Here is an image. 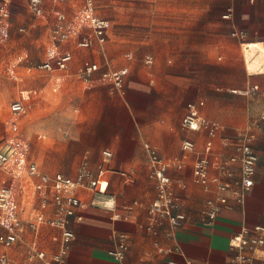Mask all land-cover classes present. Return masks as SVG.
<instances>
[{
    "label": "crops",
    "instance_id": "crops-1",
    "mask_svg": "<svg viewBox=\"0 0 264 264\" xmlns=\"http://www.w3.org/2000/svg\"><path fill=\"white\" fill-rule=\"evenodd\" d=\"M10 1L14 3V0ZM27 1L25 7L29 11ZM65 1L55 0L57 4ZM82 3L83 0L80 7ZM44 4L45 0L42 2L44 15L38 18H46L48 14ZM198 7L208 8V5L184 0L183 4L172 8L173 20L169 24L173 33L168 38L167 52L171 53V58L167 60L173 65L170 68L163 60L164 50L159 46L152 54L144 56L143 65L134 64L130 68L113 69L104 47L96 42L89 48L76 45L87 51V58L79 61L78 55L67 46L72 40L76 44V37L59 44L61 50L72 53V60L66 69L47 71L37 68L47 57L34 66H28L25 75L15 76L21 87L13 100L18 99L23 91L30 94L36 91L25 100L24 113L30 104L46 99V88L50 84L53 86L50 92L60 93L64 100L72 97L70 111L76 116L68 126L69 131H63L68 140L58 138L47 147L43 153V164L33 161L39 171L50 176L59 173L75 178L85 162L98 179L95 192L77 191L78 196L88 204L79 209L82 220L70 224L75 237L64 264H184L187 260L225 264L237 253L230 247V239L244 227L251 229L264 225V121L252 129L256 136L252 148L257 155L252 187L244 199L238 201L235 191L239 189L240 164L231 162L229 170L232 176L222 178L232 187L222 193L227 201L212 224L204 222L202 212L207 201L216 200L220 192L216 183L203 186L196 183L193 176V165L199 152L210 154L211 177L220 175L214 165L216 160L237 155L233 145H223L222 139L233 138L237 131L244 129L264 110V73L246 72L240 53L234 71L222 69L225 72L223 82L210 78V85L217 91H225L223 98L231 105L223 112L208 106L205 94L201 93L209 86L207 79L195 81L191 70L195 60L199 61L201 68L207 69V64L212 62L213 47L218 49L225 39L233 44L244 40L251 42V48H264V28H261L264 27V0H231L227 8L232 7L233 14L228 19L223 18L227 8L213 18L209 13L195 16ZM59 12L65 14L63 9L53 12L56 19L53 27L58 23L56 14ZM19 30L24 32L25 28L20 27ZM233 31L240 32L241 38L233 37ZM50 32L47 52L51 43ZM220 48L223 49L222 45ZM260 52L256 51L257 54ZM146 57L152 58L151 64L145 62ZM222 58L221 53L216 57L218 61ZM85 62L100 66L89 82L79 79L77 74ZM123 68L127 69V74L122 92L100 78L106 70ZM40 77H46V81L37 86L41 82ZM160 79L171 85V93L152 87ZM194 88L195 93L192 92ZM188 103H194L205 119L219 124L220 129L215 136H209L205 130L189 131L181 126ZM42 137L44 135H38V139ZM184 140L194 143V151L182 150ZM144 143L150 144L163 158L181 163V167L172 164L167 170L173 192L178 198L175 212L184 215L181 225L176 228L166 218H160L154 226H149L147 208L156 198V184L149 176ZM103 151H109L111 156L104 158ZM4 177L5 174L0 171V179ZM35 182L36 177L28 181L23 194L17 198L22 220H26L30 211L39 208V199L32 185ZM91 201H94L93 205ZM106 201L112 202L113 206L106 207ZM45 214L51 216L52 210ZM4 234L5 229L0 226V238ZM120 234L126 236L128 248L124 259L118 261L108 251L116 247ZM60 236L61 229L58 227L44 223L33 230L24 224L10 247H4L0 241V255L6 254L13 261L23 264H40L38 259L28 260V251H43L49 257L58 251ZM53 237L58 241L54 242ZM250 254L254 258L253 264H264V244Z\"/></svg>",
    "mask_w": 264,
    "mask_h": 264
},
{
    "label": "built area",
    "instance_id": "built-area-1",
    "mask_svg": "<svg viewBox=\"0 0 264 264\" xmlns=\"http://www.w3.org/2000/svg\"><path fill=\"white\" fill-rule=\"evenodd\" d=\"M64 1V0H59ZM43 0H28L29 11L36 17L44 15L42 6ZM97 0H83L82 6L77 10L72 21L66 22L64 13L56 14L58 23L51 29L50 46L48 58L46 61L37 65V68L51 71L55 68L64 70L72 60V53L69 50H61L59 44L68 41L71 38L78 37L76 45L81 48H89L93 42L104 47L107 40V31L109 21L100 17L96 11ZM10 0H0V40L4 39L10 18ZM233 14V8L228 7L223 18H230ZM67 25V26H64ZM22 30V29H21ZM82 35V37L80 36ZM233 37L241 38L238 31L232 32ZM251 42L240 41V48L244 67L248 73H264V59L261 60L260 69L253 70L255 55L250 51ZM147 64L152 63L151 57H146ZM100 66L97 63L85 62L78 71V78L89 82L91 75L98 71ZM127 69L118 71L106 70L101 73V80L110 83L112 87L122 92L124 77ZM252 90L249 89L247 92ZM31 94H36L34 91ZM30 93L23 91L18 99L10 104V110L14 115H20L25 112V100L29 98ZM264 121V110L256 119L251 121L244 129L237 131L233 138L224 137L223 145H233L237 150V155L225 160H216L214 163L216 169L220 172L219 176L211 177L209 174L210 165H212L209 153H197L193 165V176L196 183L203 186L214 182L220 192L216 200H208L206 208L203 210V220L206 224H212L216 215L226 204V197L222 193L231 190V184L223 180V176L230 177L232 172L229 170L231 162H239L240 178L237 181L239 189L235 191L238 201H242L252 187L254 182L255 165L257 155L253 151L252 141L255 139L254 127H259ZM181 126L189 131L205 130L209 136L216 135L220 126L216 122L209 121L200 115L194 103L187 104V112L183 116ZM182 150L185 152L194 151L195 145L191 140L182 142ZM144 148L148 154L149 176L156 184V198L147 208L149 226H154L160 218H166L173 228L181 225L184 215L175 212L178 207V198L173 192L171 180L167 175L168 168L173 164L181 167L180 162H174L163 158L155 148L150 144L144 143ZM104 158H109L111 153L103 151ZM0 171L6 177L0 179V226L5 229V234L0 238L4 247H10L18 238L23 225L36 230L41 224H49L61 229L60 246L57 252L51 256L43 251L31 249L27 253L29 261L38 259L40 264H64L66 256L71 248L72 240L75 237L74 231L70 228L71 222H80L82 215L79 209L85 208L87 202L83 201L77 194L80 189L95 192L98 186V179L88 169L84 162L75 178L67 177L62 174L47 175L41 173L35 162L28 158V145L22 139L10 140L0 148ZM36 177L33 185L35 195L39 199V208L33 209L27 215L26 220L19 216L18 196H21L25 190L26 183ZM90 204H94L91 201ZM108 208L113 203L104 202ZM131 207H129L130 209ZM52 210L51 216H46L45 212ZM57 242L58 239L53 237ZM264 244V225H256L253 228H242L239 233L230 239V247L237 250V253L225 264H253V256L250 254L256 248ZM128 244L126 236L120 234L116 247L110 249L108 254L115 260L124 259ZM0 264H23L13 261L6 254L0 255ZM170 264H176L170 262ZM184 264H202L187 260Z\"/></svg>",
    "mask_w": 264,
    "mask_h": 264
},
{
    "label": "rangeland",
    "instance_id": "rangeland-1",
    "mask_svg": "<svg viewBox=\"0 0 264 264\" xmlns=\"http://www.w3.org/2000/svg\"><path fill=\"white\" fill-rule=\"evenodd\" d=\"M183 2L184 0H97V14L109 20V38L104 45V53L110 60L111 67L118 69L123 66L130 68L134 64L143 65L144 56L152 54L157 46L164 50L163 60L167 67H172V64L167 63L171 58V53L167 54L170 43L168 38L173 33L169 23L173 20L172 8ZM195 2L208 5V8L198 7L195 16L209 13L214 18L226 10L231 0ZM25 3L26 0H14L11 4L9 26L4 39L0 40V148L8 141L20 138L28 145L29 160L40 165L43 164L44 150L58 138H63V131H69L68 126L76 116L70 111L72 97L64 100L60 93L50 92L53 87L50 84L46 88L45 100L30 104L24 114L14 115L10 104L21 87L15 76L25 75L28 66H34L48 57V35L56 23L53 12L63 9L66 21L70 22L80 7L81 0H66L61 4H57L55 0H45L44 7L48 13L46 18L35 17L27 10ZM20 27H24L25 31L21 32ZM196 28L199 29V24ZM235 42L233 44L225 39L221 42L223 49L220 48L221 45L218 49L213 47L212 62L207 64V69L201 68L198 60L192 62L193 79H207L209 86L201 90V93L205 94L208 106L213 110L226 112L231 107L223 98L226 92L217 91L210 85V78L223 82L225 72L222 69L234 71L241 56L240 44ZM67 46L78 55L79 61L87 58V51L78 48L73 40ZM257 50L262 51L264 56V48L250 50L260 60L262 52L257 54ZM220 53L223 58L218 61L216 57ZM232 74L235 78L234 72ZM40 81L37 86L45 82L46 77H40ZM152 87L168 93L173 91L171 85L161 79L156 80ZM192 92H197L196 88ZM39 134L44 137L38 139ZM64 138L68 140V137Z\"/></svg>",
    "mask_w": 264,
    "mask_h": 264
},
{
    "label": "bare ground",
    "instance_id": "bare-ground-1",
    "mask_svg": "<svg viewBox=\"0 0 264 264\" xmlns=\"http://www.w3.org/2000/svg\"><path fill=\"white\" fill-rule=\"evenodd\" d=\"M255 55V54H254ZM263 55V54H262ZM261 58H260V60H259V57L257 58L256 57V60H255V62H254V66H253V70H258L259 69V67H260V65H261Z\"/></svg>",
    "mask_w": 264,
    "mask_h": 264
}]
</instances>
